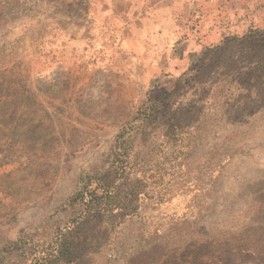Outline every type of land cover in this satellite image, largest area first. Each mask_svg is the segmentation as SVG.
<instances>
[{"label":"rangeland","instance_id":"obj_1","mask_svg":"<svg viewBox=\"0 0 264 264\" xmlns=\"http://www.w3.org/2000/svg\"><path fill=\"white\" fill-rule=\"evenodd\" d=\"M164 7L177 68L94 44L89 0H0V264H264L232 250L264 239V0Z\"/></svg>","mask_w":264,"mask_h":264},{"label":"crops","instance_id":"obj_2","mask_svg":"<svg viewBox=\"0 0 264 264\" xmlns=\"http://www.w3.org/2000/svg\"><path fill=\"white\" fill-rule=\"evenodd\" d=\"M89 29L96 44L102 38L95 30L107 34L110 46L117 41L135 40L138 56L136 60H151L177 68L190 60L187 54L177 50L178 42L165 45L164 0H89ZM107 46V47H110ZM186 51V50H185ZM186 53V52H185ZM190 53V52H188Z\"/></svg>","mask_w":264,"mask_h":264},{"label":"trees","instance_id":"obj_3","mask_svg":"<svg viewBox=\"0 0 264 264\" xmlns=\"http://www.w3.org/2000/svg\"><path fill=\"white\" fill-rule=\"evenodd\" d=\"M101 185L104 186L105 188L109 187V188L115 189L113 183H107V184H104V185L101 184ZM91 186H92V182H91V178H89L87 180V182L85 183V188L84 189H86V187L88 189ZM98 187H100L99 184L96 185L95 190ZM105 191H107L108 194H112V197H110L109 199L111 200L110 201L111 203H114L115 200L118 198V195L114 194V192H116V190L109 191V190L106 189ZM90 201H95V200H94V198H91ZM94 204H95V206H93L91 208V210H93V211H97L98 210L97 208L101 207V205H102L101 202H98L97 204L94 203ZM105 211H107V210H105ZM99 212H100V210L97 213H99ZM99 214L101 215V213H99ZM102 215H104V213H102ZM97 217L98 216H94L93 218H95V220H97L96 219ZM262 230H264V229L262 228ZM262 238H263V234H261V236L258 237V240H255L253 246H249V243H248V244H243V246L242 245L241 246H234V247H232V250L236 251L237 253H239L241 251H245V252H250L251 251V252L256 253V252L259 251V249H258L259 246L260 247H264V239H262ZM80 241H82V240H80L78 238L75 242H68L67 240H65L63 242H60L58 248L54 249L53 253H52L54 258H56V261L54 260L52 262V261H49V260L45 261V259H39V260L36 261L35 264H63V261H66L69 264L72 263V261H73L72 259H73V257H75L73 253H76V252L78 253L81 250V248L83 247V245H84L83 241L82 242H80ZM255 245H257V246H255ZM209 248H211V250L209 251V255L207 254V256L210 257L211 261H214L216 259V257H215V253H213V251H212L213 247L209 246ZM206 251H208L207 248H206Z\"/></svg>","mask_w":264,"mask_h":264}]
</instances>
